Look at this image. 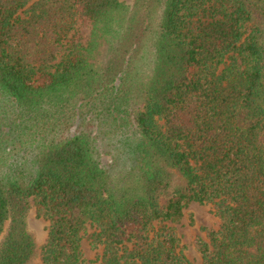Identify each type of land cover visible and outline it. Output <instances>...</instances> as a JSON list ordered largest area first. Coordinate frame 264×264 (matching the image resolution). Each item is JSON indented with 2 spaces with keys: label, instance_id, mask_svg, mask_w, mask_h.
Returning a JSON list of instances; mask_svg holds the SVG:
<instances>
[{
  "label": "trees",
  "instance_id": "trees-1",
  "mask_svg": "<svg viewBox=\"0 0 264 264\" xmlns=\"http://www.w3.org/2000/svg\"><path fill=\"white\" fill-rule=\"evenodd\" d=\"M192 203L264 264V0H0V264H189Z\"/></svg>",
  "mask_w": 264,
  "mask_h": 264
},
{
  "label": "rangeland",
  "instance_id": "rangeland-1",
  "mask_svg": "<svg viewBox=\"0 0 264 264\" xmlns=\"http://www.w3.org/2000/svg\"><path fill=\"white\" fill-rule=\"evenodd\" d=\"M126 4H131L132 0H122ZM109 157L105 155L102 162L106 164ZM183 218L178 225H175L177 233L184 246V254L189 264H201L199 253L195 248L197 240L207 241V232L217 230L219 226L218 219L212 214L209 206H201L198 204H190L183 213ZM28 227L34 235L38 245H42L46 238L48 223L38 218L34 209L29 213ZM83 258L86 260L84 264H96L94 259L96 251L93 250L89 243L84 240L82 242Z\"/></svg>",
  "mask_w": 264,
  "mask_h": 264
}]
</instances>
